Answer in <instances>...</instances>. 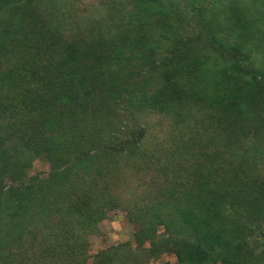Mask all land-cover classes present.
Wrapping results in <instances>:
<instances>
[{"label": "trees", "instance_id": "1", "mask_svg": "<svg viewBox=\"0 0 264 264\" xmlns=\"http://www.w3.org/2000/svg\"><path fill=\"white\" fill-rule=\"evenodd\" d=\"M98 1L0 0V264H264V0Z\"/></svg>", "mask_w": 264, "mask_h": 264}, {"label": "rangeland", "instance_id": "2", "mask_svg": "<svg viewBox=\"0 0 264 264\" xmlns=\"http://www.w3.org/2000/svg\"><path fill=\"white\" fill-rule=\"evenodd\" d=\"M84 2L88 4L99 3L98 0H84ZM49 171L50 166L48 162L45 159L41 158L34 161L31 169L29 170V176L37 175L41 178H45L48 176ZM130 178L131 177L128 174L127 180H129ZM124 195H127V193H120L119 198H125ZM125 200L126 203L123 205L124 207L121 208L120 206H118L119 208L115 207L105 211L104 215L102 216V219L98 221L91 222L84 221V219H82V222L84 224H87L89 222L90 225L80 226L76 229V234L75 232L74 234L79 237L80 235H78L77 233L80 232V229L82 227L83 229H85V231H87L86 239L89 248L88 253L90 257L85 261V264H96L94 262V256H96L98 252L104 251L110 247L128 244L131 248H135V234L138 231V226L129 221L128 209H131V206L133 204L128 199ZM160 231L161 229H159V232ZM143 247L148 252L150 245L149 243H145ZM149 257L150 259L148 264L175 263V257L171 254H163L157 259H154L152 255Z\"/></svg>", "mask_w": 264, "mask_h": 264}]
</instances>
